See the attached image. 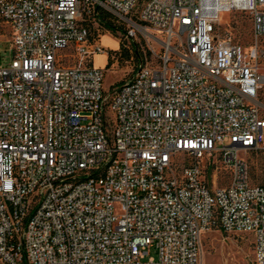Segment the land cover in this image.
Wrapping results in <instances>:
<instances>
[{"label": "built area", "instance_id": "2783aa9c", "mask_svg": "<svg viewBox=\"0 0 264 264\" xmlns=\"http://www.w3.org/2000/svg\"><path fill=\"white\" fill-rule=\"evenodd\" d=\"M236 11L247 50L217 34ZM103 14L152 58L112 94ZM0 38V264H203L212 228L251 234L264 264V186L240 155L264 144V0H0Z\"/></svg>", "mask_w": 264, "mask_h": 264}, {"label": "rangeland", "instance_id": "374dc122", "mask_svg": "<svg viewBox=\"0 0 264 264\" xmlns=\"http://www.w3.org/2000/svg\"><path fill=\"white\" fill-rule=\"evenodd\" d=\"M126 29L122 26L121 31L110 30L101 33L100 45L113 56L108 66V55L100 53L92 58L94 66L106 68L103 88L107 94H112L115 89L126 82L137 68L138 63L131 53L134 43L140 44L139 49L141 46L145 51L148 50L147 44L150 42L148 36H144L139 31L135 36L126 38L124 34ZM149 33L154 35L152 32ZM217 34L220 37L230 38L232 43L247 50L253 45L252 22L249 14L236 11L223 15L221 23L217 25ZM118 39L127 45V48L125 47L128 50L127 53L122 52L119 55L118 51H122L123 47ZM6 48V43H0V62L3 61L2 56H7ZM146 57L152 60L150 56ZM63 60L67 65L74 64L72 57ZM258 66L264 78V38L258 42ZM258 102L261 107V116L264 118V82L258 91ZM240 155L247 163L250 184L264 186V144L257 150L241 152ZM213 174L216 175L215 184L218 187L228 184V171L220 163L208 170L210 178ZM149 255L155 256L153 249L150 250ZM201 260L203 264H255L252 235L246 232L226 233L218 228H212L202 237Z\"/></svg>", "mask_w": 264, "mask_h": 264}, {"label": "trees", "instance_id": "16d2710c", "mask_svg": "<svg viewBox=\"0 0 264 264\" xmlns=\"http://www.w3.org/2000/svg\"><path fill=\"white\" fill-rule=\"evenodd\" d=\"M100 23L103 25V27L106 29V30H111V31H120L122 29V24L121 23H118L116 22L110 15L108 14H103L101 16V19H100ZM121 45V47H123V44H122V41H120L119 43ZM140 45V44H139ZM138 44L134 43V46H133V52H131L134 56V59L137 61L138 65L140 63H143L144 62V58H147L146 56L148 55L149 56V52L148 50H144L143 47L140 46L141 49H139V46ZM123 53H127L128 50L125 49V47L122 48V51H118L119 55H121ZM116 55H117V52H116ZM146 55V56H145ZM111 62V58L109 57L108 58V64L107 66L109 65V63ZM137 65V67H138Z\"/></svg>", "mask_w": 264, "mask_h": 264}, {"label": "crops", "instance_id": "0c3cea01", "mask_svg": "<svg viewBox=\"0 0 264 264\" xmlns=\"http://www.w3.org/2000/svg\"><path fill=\"white\" fill-rule=\"evenodd\" d=\"M103 55H106V54H103Z\"/></svg>", "mask_w": 264, "mask_h": 264}, {"label": "bare ground", "instance_id": "6f19581e", "mask_svg": "<svg viewBox=\"0 0 264 264\" xmlns=\"http://www.w3.org/2000/svg\"><path fill=\"white\" fill-rule=\"evenodd\" d=\"M202 261V260H201Z\"/></svg>", "mask_w": 264, "mask_h": 264}]
</instances>
